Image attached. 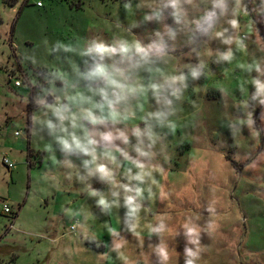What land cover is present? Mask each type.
Returning <instances> with one entry per match:
<instances>
[{
  "label": "rangeland",
  "instance_id": "rangeland-1",
  "mask_svg": "<svg viewBox=\"0 0 264 264\" xmlns=\"http://www.w3.org/2000/svg\"><path fill=\"white\" fill-rule=\"evenodd\" d=\"M159 2L15 0L7 5L0 0V161L3 157L13 165L7 169L0 162V264H160L157 246L171 245L175 237L180 238L175 243L183 238V245L199 252L195 264H264V91L257 90L254 80L264 82V75L254 67L247 71L254 63L264 71L261 0H242L247 12L237 10L236 29L221 18L213 35L212 29L196 31L191 43L177 31L171 7L161 19L155 17ZM234 2L230 0L229 12ZM184 9L191 20L204 17L211 5L185 4ZM215 11L219 16L220 10ZM146 15L152 18L146 20ZM200 23L202 29L208 27L206 19ZM164 25L176 32L175 38L163 31ZM224 28L233 37L230 44L215 36ZM155 30L161 31L168 55L133 71L136 87L148 90L129 97L131 106L139 103L142 109L136 108L126 126L117 125L129 134L130 152L137 143L131 136L136 126L145 145L150 138L154 142L152 157L142 158L151 175L140 185L142 207L130 229L122 200L121 207L106 214L96 204L100 195L111 199L110 191L122 190L98 175L80 182L77 174L86 175L82 162L87 157L63 151L47 127L34 123V116L44 119L37 101L45 96L53 104L74 88L90 94L87 85L96 86L87 79L92 59L82 52L94 40L159 44ZM229 48L231 61L220 59ZM192 69L199 72L195 78ZM181 75L185 79L171 84L173 76ZM151 83L159 85L157 93ZM115 143L124 147L120 140ZM49 144L53 151L46 150ZM130 167L124 162L121 172ZM186 168V175H176ZM116 180L127 183L121 174ZM161 181L169 194H161L158 202ZM184 186L189 188L186 201L173 196ZM3 204L8 213L1 211ZM167 207L174 210L164 217ZM200 208L214 213L200 214ZM158 225L163 227L156 234L152 229ZM187 228L196 230L198 243H188ZM182 247L164 264H185Z\"/></svg>",
  "mask_w": 264,
  "mask_h": 264
},
{
  "label": "clouds",
  "instance_id": "clouds-1",
  "mask_svg": "<svg viewBox=\"0 0 264 264\" xmlns=\"http://www.w3.org/2000/svg\"><path fill=\"white\" fill-rule=\"evenodd\" d=\"M229 2L230 0H199V3H197V0H160L154 15L157 19H161L163 10L171 7L173 9L171 15L176 24L179 25L177 31L185 33L191 43L196 31L208 32L209 29H212L211 35H213L214 30L222 20H226L232 29L238 27L237 10L242 7L247 12V6L242 3V0H235L229 12ZM185 4L192 5L193 8H198L199 4L206 6L210 4L211 11L206 9L204 17L189 20L188 12L184 9ZM261 5V11H264V0H261ZM215 9L220 10L219 16H217ZM229 16L232 18L227 19ZM151 18V16H145L146 20ZM201 19L208 21L207 28L202 29ZM193 25L195 28H193ZM163 31L175 38L176 32L167 25H164ZM228 32L229 29L224 28L223 31L215 32V36L222 38V43L230 44L233 37L226 35ZM154 34L161 38V42L159 44L150 43L147 46L139 40L130 41L123 38L111 45L103 40L99 42L94 40L92 45L82 52V55L89 56L92 59L87 79L93 81L96 86L87 85V93L90 94H85L78 88H74L71 95H65L63 98L56 97L53 104H47L43 99H40L37 103L42 106L44 119L41 120L40 116H34V123H41L47 127L50 133L53 134L54 141L61 146L63 151L87 157L82 162L86 175H81L80 171L77 174V179L80 182L83 183L88 177L98 175L105 184H116L122 190L110 191L111 199L108 196L100 195L96 204L106 214L113 207H121L122 200V206L127 209L125 223L130 229L133 227L130 221L136 218L142 207L141 200L144 188L140 185L145 184L146 178L151 175L146 172L149 165L142 158L152 157L153 153L150 154V150L154 147V142L150 138V143L145 145L141 139V130L136 126L131 132V136L137 138V143L131 145V152L137 154L133 156L128 147L131 144L129 134L117 125L123 124L126 126L128 121L135 118L136 108L142 109V105L139 103L135 108L131 106L128 103L129 97L135 96L138 91L146 94L148 90L144 86H140L139 89L136 87L133 71L143 65H151L157 61H162L168 55L164 52L161 31L155 30ZM117 56L120 58L119 61L116 59ZM232 58L230 48L220 55V59L224 61L230 62ZM107 60H111L112 63H107ZM118 63L127 66L119 67ZM251 67L264 75L260 63L248 66L247 71L250 72ZM191 75L195 78L199 75V72L192 69ZM183 79H185L183 75L180 77L173 76L171 84ZM254 80L257 90L264 91V82L259 79ZM150 88L154 93L159 91V85L155 83H151ZM172 95H176V90H173ZM95 97L100 99L96 100ZM261 103H264V101H261ZM120 105L122 107H118ZM49 113L51 114L50 117ZM154 115L158 116L159 114ZM116 140H120L124 147L116 144ZM46 150L53 151L51 144L46 146ZM124 162L131 163L133 167L123 169V172H121ZM73 167L75 166L69 164L70 169ZM133 168L137 171L134 172ZM118 174H121L127 183L119 184L116 180ZM132 181L137 183L133 185ZM86 185L88 188H92L91 184L86 183ZM91 194L99 195V191L92 189ZM162 227L163 225H158L152 231L159 234ZM184 235L188 238L189 244L198 243V233L194 228H187ZM193 237H197V239L194 240ZM118 247L113 250H118ZM157 248L156 254L159 257L160 264H164L168 259L167 251L166 249H159V246ZM184 257L185 264H195V261L199 258V252L186 245Z\"/></svg>",
  "mask_w": 264,
  "mask_h": 264
},
{
  "label": "crops",
  "instance_id": "crops-1",
  "mask_svg": "<svg viewBox=\"0 0 264 264\" xmlns=\"http://www.w3.org/2000/svg\"><path fill=\"white\" fill-rule=\"evenodd\" d=\"M200 156V155H199ZM199 156H197V157H195V158H192L191 159V162L190 163H192L193 161H195V160H198V158L200 159V157ZM199 162V161H198ZM169 169H167V170H164V176H165V179H166V177H169L170 175H169ZM180 170H177L176 172V175H178L179 173L180 174H182V173H184L185 172V175H186V172L188 171V169L186 168V170H184V171H180ZM172 172V171H171ZM174 174V173H173ZM187 189H189V188H187L186 186H184L181 190H179V191H177L176 193H174L173 194V196H176V197H180L182 200H184V201H186V198H185V195L187 194L186 193V190ZM191 190V189H190ZM158 191H159V194L160 195H157V201L159 202L160 201V199H161V194H164L165 192H167L168 194H169V191L167 190V187L166 188H164L163 187V185H162V181L160 182V184H159V187H158ZM191 200V198H189V201ZM171 205V204H170ZM200 204H198V206H199ZM199 207H201V206H199ZM201 209V208H200ZM173 210H174V208H165V214H163L162 216H164V217H167V215H166V213L167 212H173ZM197 210V212L198 213H200V214H207V213H214L213 211L211 212V211H205L204 209H201V211L199 212L198 211V209H196ZM219 211H221V210H218V212ZM172 216V215H171ZM179 237H175L174 238V240L173 241H170L171 242V245H169V244H167V245H164V247H159V249H166V251H167V256H172V254L175 252V250H177L178 251V247H181V246H184V247H182V249L181 250H184L185 249V245H183V242H184V239L182 238V241L180 242L181 244H178V243H175L174 241H176V240H179L178 239ZM149 239H151V238H149ZM220 240V239H219ZM172 242H174L175 244H177L176 245V247H175V244H173ZM141 258V257H140Z\"/></svg>",
  "mask_w": 264,
  "mask_h": 264
},
{
  "label": "built area",
  "instance_id": "built-area-1",
  "mask_svg": "<svg viewBox=\"0 0 264 264\" xmlns=\"http://www.w3.org/2000/svg\"><path fill=\"white\" fill-rule=\"evenodd\" d=\"M36 5L38 6L39 4H38V2H36ZM18 84H19V82L18 81H13V85L14 86H18ZM14 134H16V132H14ZM7 169H9V168H11L13 165L11 164V162H9L6 158H1V161H0ZM1 211L3 212V213H8L9 212V210H8V207L6 206V205H2L1 206Z\"/></svg>",
  "mask_w": 264,
  "mask_h": 264
},
{
  "label": "trees",
  "instance_id": "trees-1",
  "mask_svg": "<svg viewBox=\"0 0 264 264\" xmlns=\"http://www.w3.org/2000/svg\"><path fill=\"white\" fill-rule=\"evenodd\" d=\"M14 1H15V0H10V2H7V0H4V2H5L7 5H11V4H13ZM31 107H32V105H30V104L28 103L27 106H26V111H27V113H28V111L30 110ZM230 164H231V165H234V164L232 163V161H230Z\"/></svg>",
  "mask_w": 264,
  "mask_h": 264
},
{
  "label": "water",
  "instance_id": "water-1",
  "mask_svg": "<svg viewBox=\"0 0 264 264\" xmlns=\"http://www.w3.org/2000/svg\"><path fill=\"white\" fill-rule=\"evenodd\" d=\"M44 101L49 104L51 102V98L49 96H45Z\"/></svg>",
  "mask_w": 264,
  "mask_h": 264
}]
</instances>
